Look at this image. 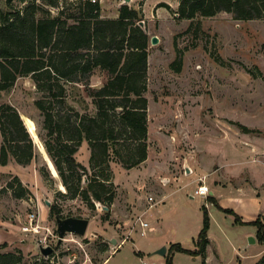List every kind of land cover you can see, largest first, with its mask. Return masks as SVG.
<instances>
[{
  "label": "rangeland",
  "instance_id": "obj_1",
  "mask_svg": "<svg viewBox=\"0 0 264 264\" xmlns=\"http://www.w3.org/2000/svg\"><path fill=\"white\" fill-rule=\"evenodd\" d=\"M30 1H16L15 5L22 8ZM35 1L50 14L58 15V9L44 0ZM60 1L69 6L78 0ZM120 2L106 0L103 16L113 15ZM176 2L168 0L167 6L158 5L154 9L146 7V13L139 8L151 36L146 96L152 161L147 171L145 162L132 169L120 162L111 163L112 190L116 192L114 202L117 204L112 205L108 219L105 218L107 211H102L94 199L95 206H92L82 197L62 196L68 189L44 146L48 143L58 160L64 159L63 153L50 130L45 128V116L36 106V100L45 96L34 80L30 76L20 77L10 90L0 91V106L8 103L18 109L34 141L32 162L22 164L12 154L10 142L4 139L0 126V247L8 245L2 251H20L33 262L43 257L38 246L39 243L44 246L42 239L48 237L49 246L60 244L56 251L60 264H100L105 258L108 260L103 264H142V257L136 251L152 250L149 241L155 244L160 238L167 239L196 249L199 227L203 223L202 207L206 205L203 196L192 195L198 185L197 172L208 173V167L214 170L223 159L228 162L225 171L234 172L236 166H241L238 151L248 146L252 155L264 159V19L236 20L233 14L222 12L192 22L177 18ZM0 8H8L7 0H0ZM154 36L159 38L157 44L152 43ZM174 61H182L180 71L172 66ZM107 78L108 73L98 68L91 78L92 85L100 87ZM67 88V104L81 113L96 112L85 86L69 84ZM54 104L56 110L63 108L61 103ZM63 112H67L66 106ZM240 125L252 131L244 132ZM252 143L260 144L262 150H256ZM3 144L9 153L7 164L2 163ZM224 150L228 156L223 157ZM205 152H210L212 159H206ZM196 153L198 161L204 163L198 162L197 166L196 161L197 172L187 174L185 161H194ZM90 154L89 143L85 141L75 157L88 167L92 178ZM122 154L128 155L126 150ZM251 165L253 170L254 164ZM159 168L161 174L170 176L173 181L170 179L171 182L165 184L158 178L157 184L148 187L146 172L155 177ZM263 169H254L258 181L264 180ZM177 176H181L182 181L174 180ZM189 182V187L179 189ZM23 189L26 194L18 196ZM164 192L173 193L159 200ZM150 195H154L158 203L149 209L147 197ZM47 200L61 207L62 218H89L87 233H67L60 241L58 216H50L51 206ZM33 212L37 214L39 233L24 230L29 225L28 215ZM213 213L212 243L206 264H264V244L257 236L256 243H250L257 226L237 224L232 215L217 209ZM140 216L151 222L147 235H142L136 224ZM158 221L162 228L151 234L152 226ZM133 229L130 240L112 254L116 248L113 237L122 240ZM150 258L161 263L164 257L152 254ZM200 258L177 252L173 264H202Z\"/></svg>",
  "mask_w": 264,
  "mask_h": 264
},
{
  "label": "trees",
  "instance_id": "obj_2",
  "mask_svg": "<svg viewBox=\"0 0 264 264\" xmlns=\"http://www.w3.org/2000/svg\"><path fill=\"white\" fill-rule=\"evenodd\" d=\"M16 1L27 2L7 0L8 8H0V91L10 90L20 77L30 76L34 80L45 96L36 100V106L45 116V128L50 130L63 153L64 159H56L54 149L46 143L68 189L62 196L82 197L92 206L94 202H102L110 208L105 213L108 219L116 199V192L112 190L111 163L120 162L132 169L149 157L146 92L151 36L146 27L140 25L142 12L127 4L120 8L119 17L104 18L99 2L78 0L68 6L60 0H44L58 9V15H52L35 0L22 8L15 5ZM164 5L167 6L161 4ZM175 12L177 18L192 22L222 12L233 14L236 20L264 19V0H180ZM172 66L180 71L182 61H174ZM98 68L106 71L108 78L100 87H94L91 78ZM69 84L85 86L96 108L94 114L81 113L67 104ZM54 102L61 103L63 108L56 110ZM0 126L14 157L22 164H30L34 157V141L15 106L8 103L0 106ZM239 127L244 132L252 131L244 125ZM85 141L91 150L92 178L88 175V167L75 157ZM125 150L127 156L122 154ZM8 155L3 144V164L8 163ZM25 194L23 189L18 196ZM207 200L233 215L237 224L257 226V238L264 244L263 214L255 221L245 222L234 210L223 208L214 196L209 195ZM202 211L203 227L196 239V249L172 243L166 255L167 264H173L174 252L201 256L202 264L207 263L211 215L206 205ZM50 216H61L57 203L51 205ZM59 245L49 257L32 262L20 251H2L8 246L5 243L0 247V264H60L56 257ZM103 263L104 260L100 264Z\"/></svg>",
  "mask_w": 264,
  "mask_h": 264
},
{
  "label": "crops",
  "instance_id": "obj_3",
  "mask_svg": "<svg viewBox=\"0 0 264 264\" xmlns=\"http://www.w3.org/2000/svg\"><path fill=\"white\" fill-rule=\"evenodd\" d=\"M176 1H177L176 3H177V9H178L179 4H180V0H176ZM104 2H106V0H102V2H101L102 12H106V11H104V7H103ZM120 3L117 5L118 10L115 11L113 15L103 16V17L104 18H117V17H119V10H120L119 5H120ZM162 3L168 4V0H132V3H130L129 5L137 8V9L143 8V12L146 13V7L150 6V7H152V9H154L156 6L161 5ZM158 13H160V9H159ZM245 140L249 141L248 139H245ZM252 146L256 150H258L259 152L262 150L260 144L252 143ZM226 152H227L226 150L223 151V153H224V154H222L223 157L228 156V154H226ZM252 152L253 151L249 146L247 148L243 149L242 152L239 150L237 155H239L240 159L238 161H239L241 166L240 167L236 166L237 168L234 170V172H230V173L225 171L226 166L228 165V162H226L227 159H223L222 162L218 164V166L216 165V167H214V170H212L213 168L208 167L209 172L203 173V174H201L200 171H198L199 172L198 173L196 170V167H195L196 161H197L196 162L197 166H198V162L204 163V161H202V160L198 161V158H199L198 153H196L197 157L192 155L194 158L193 159L194 161L186 160L191 164L190 167L192 168V172H197V174H198V176L196 177V182L198 183V185L200 183H202L201 182L202 178L205 179V183L210 187V195L214 196L223 208L234 210L238 215H240L242 217V219L245 222L255 221L259 218V216L261 214H263V216H264V180L262 179V180L258 181L254 177L255 170L260 169V168L263 169V167H260L258 164L264 166V159L259 158V157H255V155H252ZM204 155L207 156L206 159H208V160L212 159V154L210 152H205ZM90 156H91V154L89 155V158H90ZM241 156H244V157H241ZM150 161H152L151 160V153L149 154L148 159L145 161L146 171H147V168H148ZM186 161H185V163H186ZM251 164H254L253 165L254 168H252L253 170H251V167H252ZM158 165L162 166V164H160V163ZM255 167H259V168H255ZM157 168H158V166H157ZM155 177H156V179H155ZM155 177H151V175L147 174V172H146V184H149L148 187L154 186L155 184H157L156 182H157L158 178L160 179L161 182L164 181L165 184H167L170 181V179L173 181V179L170 176H167L163 173L161 174L160 168H159V172L157 173V176H155ZM174 180L182 181L181 176H177L176 179H174ZM160 181H159V183H160ZM189 185H190V182L185 184V185H182L179 189L183 188L184 186L189 187ZM198 185H197V187H198ZM197 187H195L194 191L196 190ZM194 191L192 193L193 196L195 195ZM172 193L173 192H170V193L164 192L163 194H161L162 197L159 200H165ZM153 194L156 196L155 193H153ZM207 198L204 197L205 203L208 206L209 211H210V215H211V229L209 232V237H211L212 214H214L213 213L214 209H217V210H219V209L213 203H210L207 200ZM115 204H117V203L114 202L113 206ZM221 212L225 213L223 211H221ZM234 220H235V217H234ZM146 221L149 222L150 223L149 225L151 226V222L149 220H146ZM202 227H203V223L199 227L200 231H201ZM161 228H162L161 223L158 221L157 224H154V226H152L150 233L152 234L153 232L159 231ZM200 231H199V233H200ZM257 231H258V229H257ZM257 231L253 235L254 237L257 236ZM249 232H250V234L254 233L251 231H249ZM137 234H139V232ZM147 234H149L148 230H146L145 235H147ZM113 239H117V238L113 237ZM150 239H152V237ZM117 241L120 242L121 240L117 239ZM172 243H179V242L160 238L158 243H155V244H151V242L149 241V244L151 245L152 250L146 251L144 249H138L136 252L142 257V260H148V261L154 262L156 264H167L166 256H163L164 258L161 260L162 261L161 263H159L156 259L150 258V256L152 254L157 255V254H155V252L165 245L168 247V251H169L170 245ZM211 243H212V240L210 238V244H209L208 250H207L208 258H209V248H210ZM114 245H115V243H114ZM118 249H119V246H117L114 249L112 254L115 253ZM176 254H177V252H174L172 254L173 258L175 257ZM147 255L149 258L147 257ZM197 257L200 258V256H197ZM107 260H108V258H105L104 262Z\"/></svg>",
  "mask_w": 264,
  "mask_h": 264
},
{
  "label": "water",
  "instance_id": "obj_4",
  "mask_svg": "<svg viewBox=\"0 0 264 264\" xmlns=\"http://www.w3.org/2000/svg\"><path fill=\"white\" fill-rule=\"evenodd\" d=\"M130 3H132V0H122L119 8H121L123 5H129ZM140 25L145 27V21H141ZM159 42V38L157 36H154L152 38V43L153 44H157ZM22 120L28 130V132L31 135L30 130L28 129L25 120L23 118V116L21 115ZM32 137V135H31ZM185 169H186V173L187 174H191L192 173V168L190 167L189 163L186 162L185 164ZM85 184L88 183V178L85 177ZM97 205L101 208L102 211H108L110 208L109 206L103 204L102 202H96ZM47 204L49 206L52 205V202L50 200H47ZM57 220V233H58V237L60 239V241L64 240L66 237L67 233H74L77 235H85L87 233V230L89 228L90 225V219L89 218H82V217H66V218H62L60 216H58L56 218ZM112 242L115 243V245H117V239H112ZM250 243H256V238L255 237H250ZM38 249L40 250V252L42 253L43 256L45 257H49L54 251V247L50 246H43L39 243ZM168 253V247L165 245L163 247H161L160 249H158L155 254L161 255V256H166Z\"/></svg>",
  "mask_w": 264,
  "mask_h": 264
},
{
  "label": "built area",
  "instance_id": "obj_5",
  "mask_svg": "<svg viewBox=\"0 0 264 264\" xmlns=\"http://www.w3.org/2000/svg\"><path fill=\"white\" fill-rule=\"evenodd\" d=\"M94 3H101L102 0H91ZM201 182L198 187L195 190V195H200L203 197H208L210 195V187L205 183V179H201ZM147 201L149 204V209L153 208L154 206H156V204L158 203V201L156 200V197L154 195H150L147 197ZM28 221H29V225L24 227L25 231H30V232H35V233H39L40 232V225L37 222V214L35 212L30 213L28 215ZM136 224H138L139 229H141V234L145 235L146 234V229L150 226L149 222H147L143 216L138 217V219L136 220ZM134 229L130 231L129 235H127L126 237H124L120 242H117V246H122L124 245L128 240H130V236L134 233ZM48 237L43 238L42 242L44 243V246H49L48 243ZM142 264H156L154 262H150L148 260H143Z\"/></svg>",
  "mask_w": 264,
  "mask_h": 264
},
{
  "label": "bare ground",
  "instance_id": "obj_6",
  "mask_svg": "<svg viewBox=\"0 0 264 264\" xmlns=\"http://www.w3.org/2000/svg\"><path fill=\"white\" fill-rule=\"evenodd\" d=\"M25 123H26V121H25ZM37 127V126H36ZM33 138V137H32ZM40 141H41V139H40ZM42 142V141H41ZM42 144H43V142H42ZM44 145V144H43ZM45 147V146H44Z\"/></svg>",
  "mask_w": 264,
  "mask_h": 264
}]
</instances>
